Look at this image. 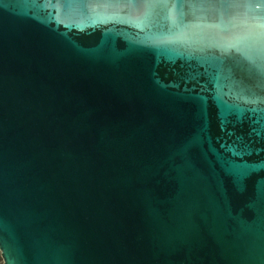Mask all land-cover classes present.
Here are the masks:
<instances>
[{
    "label": "water",
    "instance_id": "obj_1",
    "mask_svg": "<svg viewBox=\"0 0 264 264\" xmlns=\"http://www.w3.org/2000/svg\"><path fill=\"white\" fill-rule=\"evenodd\" d=\"M0 257L264 264V4L0 0Z\"/></svg>",
    "mask_w": 264,
    "mask_h": 264
},
{
    "label": "snow or ice",
    "instance_id": "obj_2",
    "mask_svg": "<svg viewBox=\"0 0 264 264\" xmlns=\"http://www.w3.org/2000/svg\"><path fill=\"white\" fill-rule=\"evenodd\" d=\"M258 2H259L260 4H264V0H258ZM229 135H231V133H229Z\"/></svg>",
    "mask_w": 264,
    "mask_h": 264
},
{
    "label": "trees",
    "instance_id": "obj_3",
    "mask_svg": "<svg viewBox=\"0 0 264 264\" xmlns=\"http://www.w3.org/2000/svg\"><path fill=\"white\" fill-rule=\"evenodd\" d=\"M0 264H3L1 257H0Z\"/></svg>",
    "mask_w": 264,
    "mask_h": 264
}]
</instances>
